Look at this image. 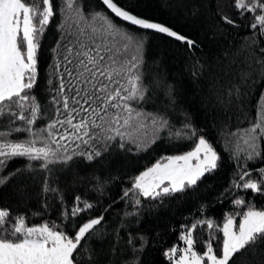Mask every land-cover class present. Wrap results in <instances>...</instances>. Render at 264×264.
<instances>
[{"label": "snow or ice", "instance_id": "snow-or-ice-1", "mask_svg": "<svg viewBox=\"0 0 264 264\" xmlns=\"http://www.w3.org/2000/svg\"><path fill=\"white\" fill-rule=\"evenodd\" d=\"M102 4L125 22L117 26L103 10L82 8V0H0V187L13 178L43 172L40 188L45 210L58 204L65 223L29 226L24 214L13 216L0 207V264H99V254L92 241L102 238L103 225L111 205L98 216L97 203L76 195L69 207L66 194L53 176L56 165L70 166L76 159L93 163L105 156L140 154L167 129L170 138L192 141L185 154L167 156L129 178L131 187L123 190L119 201L125 208L119 236L125 221L137 217L144 202L178 198L194 189L206 174L219 167L213 145L185 122L173 131L166 115L145 111L147 89L143 84V52L149 30L181 42L189 49L195 42L168 26L152 22L126 10L115 0ZM235 15L250 18L247 46L256 57L254 63L264 72V0H232ZM62 14L58 25L55 62L47 79L46 104L35 94L38 82V51L50 22ZM223 24L236 26V20L220 13ZM131 25V28L126 27ZM246 76L248 74H245ZM233 90H229L232 95ZM239 96L240 90L235 89ZM170 94V93H169ZM52 111L51 119H47ZM247 127L225 133L231 146V158L239 167L250 161L264 162V93L256 106V115L246 114ZM40 124L41 126H37ZM199 136L197 140L196 137ZM26 161L7 175L11 162ZM112 178L92 177L91 191L101 195ZM232 188L264 196V167L240 168ZM117 201H113L115 204ZM241 211L228 214L222 225L214 219L193 217L189 226L181 225L179 241L165 252L170 264H236L249 256L264 264V208H258L244 196L233 200ZM41 215L34 212L33 216ZM71 224V233L67 231ZM207 239H203L204 233ZM222 234V235H221ZM216 241V246H213ZM139 242V247L137 243ZM147 239L129 233L132 252L143 251ZM119 241L110 251L114 254ZM203 244V251L197 246ZM131 264H139L133 257Z\"/></svg>", "mask_w": 264, "mask_h": 264}, {"label": "trees", "instance_id": "trees-1", "mask_svg": "<svg viewBox=\"0 0 264 264\" xmlns=\"http://www.w3.org/2000/svg\"><path fill=\"white\" fill-rule=\"evenodd\" d=\"M128 11L159 21L195 42L189 49L181 42L163 34L149 30L145 39L143 52V84L147 89V101L143 107L147 112L161 113L170 121L173 131L190 122L216 150L219 167L211 174H206L194 189L178 194V198H165L163 205L159 202H144L139 215L125 221L119 236L116 230L121 226L125 210L131 207L119 201L123 190L131 187L130 179L155 161L168 155L190 149L194 144L189 140L170 138L168 130L161 132L160 138L147 151L140 154L105 156L93 163L76 159L70 166L56 165L53 176L59 177L58 186L65 194L70 207L73 198L80 195L97 203L99 211L90 214L98 216L105 207L111 205L105 222L100 226L102 238L92 241L99 254V264H131L133 257L139 264H170L165 252L173 246L181 247L179 241L181 225L193 217L214 219L222 225L228 214L237 216L241 209L233 200L244 196L258 208H264V196L232 188L233 179L240 168L258 169L264 162L250 161L239 167L231 158L232 151L225 133L238 127H247L246 114L256 115V106L264 93V72L254 63L247 43L251 41V30L246 27L250 18L235 15L232 0H115ZM82 8L103 10L114 23L125 24L109 12L100 0H82ZM220 13L236 20V26L223 24ZM62 23L59 12L50 22L38 51V82L35 94L38 99L47 102V79L55 62L53 48L57 47L58 25ZM131 28V25H126ZM246 38L248 41L246 43ZM264 47V41L259 42ZM264 55V54H260ZM245 74H248L247 76ZM239 89V96L235 89ZM229 90H233L229 95ZM170 93V94H169ZM48 111L46 123L51 119ZM37 126H41L38 124ZM199 136L196 137L198 139ZM264 147V144H262ZM26 161L16 159L8 166L7 172L23 169ZM112 178L101 195L91 191L92 177ZM45 173L24 171L22 177L13 178L7 185L0 187V207L10 209L13 216L24 214L29 226L42 223L63 224L61 209L58 204L45 210L40 196L41 184ZM113 201H117L112 204ZM34 212L41 215L33 216ZM67 231L71 233V224ZM129 233L133 236L143 235L147 243L143 251L132 252L128 245ZM222 235V234H221ZM207 239V233L203 235ZM118 243L116 252L110 249ZM213 241V246H216ZM139 247V242L136 245ZM203 251V244L197 246ZM251 264H258L257 259L249 256ZM236 264H248L238 258Z\"/></svg>", "mask_w": 264, "mask_h": 264}, {"label": "rangeland", "instance_id": "rangeland-1", "mask_svg": "<svg viewBox=\"0 0 264 264\" xmlns=\"http://www.w3.org/2000/svg\"><path fill=\"white\" fill-rule=\"evenodd\" d=\"M198 139H199V138H198ZM198 139H197V140H198ZM193 147H194V145H193L190 149H188V150H186V151H184V152L177 153V154H171V155H168V156H174V155L185 154L187 151H190ZM166 157H167V156H166ZM160 160H161V159H160ZM160 160H158V161H160ZM156 162H157V161H155L154 163H156ZM154 163H153V164H154ZM153 164H151V165L148 166V167H151ZM145 169H146V168H145ZM145 169H143V170H145ZM143 170H142V171H143ZM140 172H141V171H140ZM140 172H139V173H140ZM139 173H137L136 175H138ZM184 246H185L184 244L181 245V247H184Z\"/></svg>", "mask_w": 264, "mask_h": 264}, {"label": "water", "instance_id": "water-1", "mask_svg": "<svg viewBox=\"0 0 264 264\" xmlns=\"http://www.w3.org/2000/svg\"><path fill=\"white\" fill-rule=\"evenodd\" d=\"M101 1V3H102V0H100ZM106 7V6H105ZM107 9V8H106ZM108 10V9H107ZM127 10V9H126ZM109 11V10H108ZM110 12V11H109ZM132 13V12H131ZM114 15V14H113ZM136 15V14H135ZM138 16V15H137ZM138 17H142V16H138ZM142 18H145V17H142ZM147 20H149V21H152V22H158V23H161V22H159V21H156V20H152V19H149V18H146ZM162 25H165V24H163V23H161ZM165 26H167V25H165ZM169 27V26H168ZM171 28V27H170ZM171 29H173V28H171ZM174 30V29H173ZM176 31V30H175ZM179 33V32H178ZM181 34V33H180ZM183 35V34H182ZM185 36V35H184ZM187 37V36H186ZM188 38V37H187ZM190 39V38H189Z\"/></svg>", "mask_w": 264, "mask_h": 264}]
</instances>
